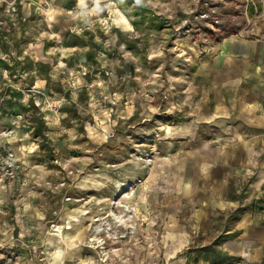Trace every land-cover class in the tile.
<instances>
[{
  "label": "rangeland",
  "instance_id": "rangeland-1",
  "mask_svg": "<svg viewBox=\"0 0 264 264\" xmlns=\"http://www.w3.org/2000/svg\"><path fill=\"white\" fill-rule=\"evenodd\" d=\"M239 42L264 0H0V264H264L229 242L264 225L229 170L264 83L230 87Z\"/></svg>",
  "mask_w": 264,
  "mask_h": 264
},
{
  "label": "crops",
  "instance_id": "crops-1",
  "mask_svg": "<svg viewBox=\"0 0 264 264\" xmlns=\"http://www.w3.org/2000/svg\"><path fill=\"white\" fill-rule=\"evenodd\" d=\"M231 49L229 61L228 83L235 87V95L242 81L247 82L245 76L264 77V44L253 43L248 51H241V43L226 44ZM236 49V50H235ZM244 76V78L242 77ZM262 80H260L261 82ZM259 96L250 99H237L235 97L234 115L249 125V131L241 135L233 132L234 143L228 146V162L232 172L245 173L252 176L250 196L256 195L260 203L264 204V83L257 85ZM246 175V176H247ZM253 193V194H252ZM241 221L236 232L230 238L232 248L246 254L252 251L264 252V225L252 224L253 219L262 218V214L255 213L251 208L241 214ZM257 246V248H256ZM256 248V249H255ZM28 264V263H25Z\"/></svg>",
  "mask_w": 264,
  "mask_h": 264
},
{
  "label": "bare ground",
  "instance_id": "bare-ground-1",
  "mask_svg": "<svg viewBox=\"0 0 264 264\" xmlns=\"http://www.w3.org/2000/svg\"><path fill=\"white\" fill-rule=\"evenodd\" d=\"M117 13L116 15L114 14L115 17V21L122 26L124 29L128 30V29H132L133 25L131 24V22L129 21L127 15L120 9V8H116Z\"/></svg>",
  "mask_w": 264,
  "mask_h": 264
},
{
  "label": "trees",
  "instance_id": "trees-1",
  "mask_svg": "<svg viewBox=\"0 0 264 264\" xmlns=\"http://www.w3.org/2000/svg\"><path fill=\"white\" fill-rule=\"evenodd\" d=\"M244 25L243 24H240V25H233V27H230V30L231 31H227L225 32V34L219 38V40L223 39L224 37H226L227 35H230V34H237L239 33V31L242 29Z\"/></svg>",
  "mask_w": 264,
  "mask_h": 264
}]
</instances>
